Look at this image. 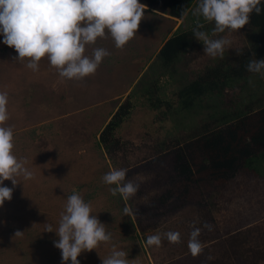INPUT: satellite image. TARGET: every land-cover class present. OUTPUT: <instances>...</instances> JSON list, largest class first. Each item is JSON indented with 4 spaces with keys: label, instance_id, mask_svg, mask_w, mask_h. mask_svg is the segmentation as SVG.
<instances>
[{
    "label": "rangeland",
    "instance_id": "374dc122",
    "mask_svg": "<svg viewBox=\"0 0 264 264\" xmlns=\"http://www.w3.org/2000/svg\"><path fill=\"white\" fill-rule=\"evenodd\" d=\"M197 4L198 0L191 9ZM147 10L146 6L138 32L123 49H117L110 36L88 46L86 54L103 47L111 55L83 80L62 79L47 58L36 72L26 67V60L14 62L18 54L0 36V91L9 97L5 126H14V154L27 158L26 167L34 173L31 180L17 178L21 185L0 208V264H62L52 242L58 237L45 232L43 224L58 227L73 190L91 202L113 243L129 259H137L136 264H264V177L240 170L199 201L183 202L172 195L179 180L174 145L190 141L204 124L215 127L211 116L218 117L221 109L232 112L250 100L264 101V78L252 73V84L249 78L240 81L219 97L202 98L190 110L178 108L175 92L207 68L250 47L258 29L246 25L214 37L232 41L222 59L204 55V45L195 39L178 57L174 77L159 79L157 95L163 101L174 100L173 109L163 105L154 111L138 94L155 77L156 53L179 25L192 29L196 18L189 13L176 19ZM204 23L203 30L214 27ZM126 100L132 102V110L115 134L122 148L110 158L98 143L99 133ZM259 166L264 170V160ZM113 168L128 170L126 180L139 184L135 196L125 200L111 194L109 188L115 186L103 183L102 177ZM4 184L13 187L11 181ZM125 207L130 215L124 214ZM194 228L201 229L203 244L197 256L188 247ZM17 230L24 232L22 237L14 238ZM170 231L181 234L180 243L166 238L159 247L145 243L147 236ZM110 251V244H101L96 251L82 253L80 264H102L100 256Z\"/></svg>",
    "mask_w": 264,
    "mask_h": 264
},
{
    "label": "clouds",
    "instance_id": "9594fccd",
    "mask_svg": "<svg viewBox=\"0 0 264 264\" xmlns=\"http://www.w3.org/2000/svg\"><path fill=\"white\" fill-rule=\"evenodd\" d=\"M260 4L261 0H198L194 9L182 7L180 16L191 13L196 18L193 35L204 45V55L222 59L232 41L226 36L214 37L226 30L236 32L245 28L253 12L260 15L264 11ZM145 7L140 0H0V36L18 54L14 62L26 60V67L36 72L41 60L47 58L62 79L83 80L94 75L104 58L111 55L103 47H95L90 55L86 54L88 46L95 45L98 38L110 36L115 47L123 49L138 32ZM201 18L214 23L211 31L203 30L205 23ZM246 69L264 78V60L257 59L254 53ZM249 84H252L251 78ZM8 103V93L0 91V208L5 201L12 200L14 188L21 185L17 178L34 179V173L26 167L27 158L14 154V126H5L10 119ZM127 171L113 168L102 177L103 183L115 186L109 188L111 194H119L125 200L139 191V184L126 180ZM5 181H11L13 187L5 186ZM123 211L125 215L131 214L128 207ZM43 226L45 232H54L58 237L52 242L61 252L62 264H80L82 253L96 251L101 244L111 245L108 256L99 255L102 264H136L137 259H129V254L113 243L112 233L93 214L91 202L76 190L66 199L58 227L54 229L48 222ZM200 233L201 229L194 228L189 239L193 256L203 251ZM23 234L17 230L14 238ZM164 238L171 244L181 242V234L170 231L147 236L145 243L159 247Z\"/></svg>",
    "mask_w": 264,
    "mask_h": 264
},
{
    "label": "trees",
    "instance_id": "16d2710c",
    "mask_svg": "<svg viewBox=\"0 0 264 264\" xmlns=\"http://www.w3.org/2000/svg\"><path fill=\"white\" fill-rule=\"evenodd\" d=\"M196 1L140 0V3L146 5L147 11L152 14H156L152 12L155 11L182 19L181 8H192ZM259 7L264 9V0H261ZM247 25L258 29V36L250 43V47L237 52L242 54L227 57L214 67L207 68L195 80L175 92L176 102L180 106L178 108L190 110L196 103H200L202 98L219 97L224 90L233 88L240 81L246 82L252 76V73L246 69L247 61L253 53L257 59L264 57V11L260 15L253 12ZM192 26V29L188 30L183 24L179 25L175 33L156 53L152 70L156 72L155 77L151 86L138 94L147 102L151 110L160 111L163 105L167 110L173 109L174 100L163 101L157 95L159 79L174 77L172 72L175 71L178 57L182 53H187L190 46L195 44L193 35L195 24L192 23ZM262 100H250L243 104L242 109L232 112L221 109L218 117L211 116L215 121V127H210L208 123L204 124L199 127L190 141L182 145H174L179 164V180L173 187L176 192L172 195L183 202L199 201L207 197L212 188L223 185L240 170L264 177V170L259 166L260 161L264 160V101ZM131 110V101L126 100L121 103L99 133L98 143L110 158L122 148L115 134L127 120ZM161 114L164 116L166 112Z\"/></svg>",
    "mask_w": 264,
    "mask_h": 264
}]
</instances>
